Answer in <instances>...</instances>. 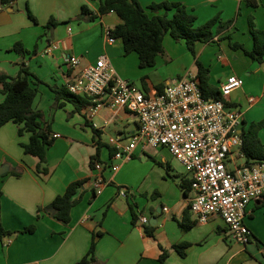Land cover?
Returning a JSON list of instances; mask_svg holds the SVG:
<instances>
[{"label": "crops", "instance_id": "obj_1", "mask_svg": "<svg viewBox=\"0 0 264 264\" xmlns=\"http://www.w3.org/2000/svg\"><path fill=\"white\" fill-rule=\"evenodd\" d=\"M139 1L146 7L165 0ZM170 1L182 2L193 10L196 26L216 16L222 21L235 19L227 29L217 30L216 25L214 41L198 42L197 56L210 68V83L219 89L229 76L243 78L244 85L226 100L242 111L248 124L264 120V62L233 47H254L250 18L256 28L264 30V0H258L257 7L248 0ZM84 4L100 15V0L0 3V75L17 77L22 66L28 67L30 80L38 88L33 106L44 112L43 124L49 126L51 135L60 134L40 166V159L27 154L23 146L30 141V132L20 135V126L13 122L0 128V226L18 232L0 240V264H76L88 253L95 234H99L95 255L100 264H162L164 250L168 252L165 264H264V195L248 205L246 223L252 239L244 246L235 241L218 214L206 222L198 221L189 209L192 188L186 194L180 187L190 176L176 169L177 164L164 153L166 148L138 147L130 158H115L119 146L125 148L129 136L139 130L135 114L104 107L91 117L88 103L81 111L65 99L58 105L53 87H66L103 54L123 79L150 94L162 92L168 82L187 72H198L186 42L169 33L164 38L167 56L159 55L155 66L141 67L138 53L126 54L121 38L109 41L106 32L123 22L118 14L112 11L91 21L82 13ZM52 18L59 23L48 29ZM18 44L24 52L15 49ZM53 44L58 48L53 49ZM71 56L80 58L76 68L67 62ZM4 99L0 91V102ZM110 118L113 120L108 123ZM259 134L264 143V128ZM98 148L102 170L91 166ZM113 164L120 168L114 171ZM99 174L106 184L97 190L94 180ZM81 179L87 181L69 223L45 211L39 213L40 207L49 205L71 182ZM186 210L193 222L189 229L181 226ZM142 215L149 218L148 225L140 223ZM32 225L36 226L34 232H23ZM183 243H188L185 255L175 248Z\"/></svg>", "mask_w": 264, "mask_h": 264}, {"label": "built area", "instance_id": "obj_2", "mask_svg": "<svg viewBox=\"0 0 264 264\" xmlns=\"http://www.w3.org/2000/svg\"><path fill=\"white\" fill-rule=\"evenodd\" d=\"M106 34L110 42L115 41L109 31ZM52 48L58 46L53 44ZM67 62L76 68L80 58L71 56ZM243 85V78L232 75L219 90L227 97ZM66 87L88 100L91 117L104 107L112 112L127 110L135 114L139 130L129 136L125 148L119 146L115 158H130L138 147L167 148L190 176L194 192L190 209L198 221L206 222L211 215L218 214L236 242L244 246L250 243L252 231L246 216L248 205L264 195V161L238 164L243 156V113L239 108L227 106L219 99H206L197 74L192 72L168 82L162 92L150 94L123 79L105 54L85 66ZM102 167L96 163L94 170ZM119 168L118 164L112 165L114 171ZM105 184L102 175H97L95 188L100 190ZM120 192L126 196L125 189ZM139 221L142 225L149 224L147 216L142 215Z\"/></svg>", "mask_w": 264, "mask_h": 264}, {"label": "trees", "instance_id": "obj_3", "mask_svg": "<svg viewBox=\"0 0 264 264\" xmlns=\"http://www.w3.org/2000/svg\"><path fill=\"white\" fill-rule=\"evenodd\" d=\"M8 2L10 0H0V3L3 4ZM248 3L254 7L259 5L258 0H248ZM112 11L116 12L123 22L110 29V35L123 40L126 54L138 53L141 67L155 66L159 55L167 56L164 38L169 33L176 40H184L196 58L197 77L204 97L209 100H222L227 106H230L219 88L210 83V68L199 60L196 44L214 41L217 34L216 25H218L217 30L227 29L234 24L235 19L222 21L220 16H216L206 23L196 26V14L182 2L165 0L153 2L145 7L139 0H100V15ZM82 13L91 21L100 16L86 4L82 6ZM29 16L35 21L37 20L31 11H29ZM58 23L52 18L47 28L52 29ZM250 31L254 40V47L251 50L241 44H235L233 47L242 48L253 60L264 62V30L256 28L253 18H250ZM20 48V44L15 47L16 50L24 52V48ZM31 75L29 68L25 66H22L17 77L0 75V91L5 95V99L0 102V128L9 122H13L20 126V135L26 131L30 132V141L23 146L27 154H32L40 159L41 166L47 161L48 149L54 145L55 138L51 135L49 126L43 124L44 112L36 110L33 106L38 88L33 86L30 80ZM53 90L56 93L58 105L61 99H65L75 104L78 111H81L82 105L88 103L86 98L71 93L65 86L53 87ZM160 90H162V86ZM262 128H264V120L253 121L249 124L245 121L242 123L241 152L248 165L264 161V143L259 134ZM95 131L97 132V130ZM99 162L101 160L98 148L96 154L92 156V168L94 169L95 164ZM16 174L19 175V173ZM86 181L87 179H81L71 182L64 194L58 195L49 205L40 207L39 213L45 211L57 220L69 223L71 211L79 203L80 191ZM191 184V179H185L180 182V187L187 194ZM134 217L136 219V216ZM192 224L193 222L188 217V210H186L181 226L184 229H189ZM35 229L36 226L32 225L25 228L23 232H34ZM16 233L18 232L0 226V240L10 238ZM148 233L153 235L152 230H148ZM98 235L93 236L88 253L76 264H100L95 255ZM187 247L188 243L175 246L182 255H185ZM167 256L168 252L164 250L160 256L162 264H165Z\"/></svg>", "mask_w": 264, "mask_h": 264}, {"label": "rangeland", "instance_id": "obj_4", "mask_svg": "<svg viewBox=\"0 0 264 264\" xmlns=\"http://www.w3.org/2000/svg\"><path fill=\"white\" fill-rule=\"evenodd\" d=\"M171 81H173V80H171ZM109 129H108V132H107L108 135L105 136V140L107 142L109 141V134H110V130ZM159 148L161 149V148H165V147H157L156 149H159ZM161 150H163V149H161ZM164 153L168 155L170 161H173L175 164H177L176 165V169H179V170H182L183 169V171L187 174V172L185 171V168L183 167V165L173 157V155L171 154V152L168 149L167 150H164ZM153 157H155V156H153ZM243 161H244V158L243 157H240L239 160H238V164H242ZM99 164L100 165H104L102 162H99ZM230 167L233 169L234 168V165L233 164H230Z\"/></svg>", "mask_w": 264, "mask_h": 264}]
</instances>
